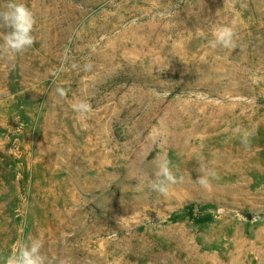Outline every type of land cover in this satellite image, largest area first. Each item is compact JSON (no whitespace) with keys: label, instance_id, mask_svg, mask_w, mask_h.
Returning <instances> with one entry per match:
<instances>
[{"label":"rangeland","instance_id":"rangeland-1","mask_svg":"<svg viewBox=\"0 0 264 264\" xmlns=\"http://www.w3.org/2000/svg\"><path fill=\"white\" fill-rule=\"evenodd\" d=\"M16 2L35 43L0 51V264L31 238L50 264H264V0Z\"/></svg>","mask_w":264,"mask_h":264},{"label":"clouds","instance_id":"clouds-1","mask_svg":"<svg viewBox=\"0 0 264 264\" xmlns=\"http://www.w3.org/2000/svg\"><path fill=\"white\" fill-rule=\"evenodd\" d=\"M36 21L32 11L23 3L16 0H9L4 6V10L0 11V26L10 29L3 36V44L0 45V51L5 54H18L30 48L34 43L32 35ZM214 40L211 42L213 48L221 46L224 48H236L235 33L231 27L217 26L214 30ZM85 70H91V64H86ZM60 95L63 96L64 90L58 89ZM73 110L79 115H83L91 111V105L86 101H79L72 105ZM169 161L164 160L158 166L155 173L156 179L152 180L148 187L152 191H156L166 196L168 193V185L177 182L176 176L169 167ZM202 171V169H200ZM214 173L201 175L196 182L202 186L209 185L208 176ZM183 179L182 177L180 178ZM43 242L39 238H31L27 241H21L13 250V252L5 259V264H50L48 258L42 253ZM59 264H65L61 260Z\"/></svg>","mask_w":264,"mask_h":264}]
</instances>
